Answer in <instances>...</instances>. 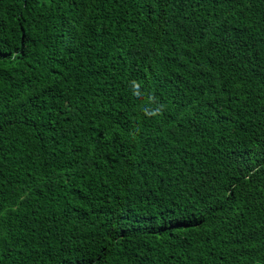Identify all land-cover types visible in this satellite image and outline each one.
I'll use <instances>...</instances> for the list:
<instances>
[{
    "label": "trees",
    "instance_id": "trees-1",
    "mask_svg": "<svg viewBox=\"0 0 264 264\" xmlns=\"http://www.w3.org/2000/svg\"><path fill=\"white\" fill-rule=\"evenodd\" d=\"M0 264H264V0H0Z\"/></svg>",
    "mask_w": 264,
    "mask_h": 264
}]
</instances>
